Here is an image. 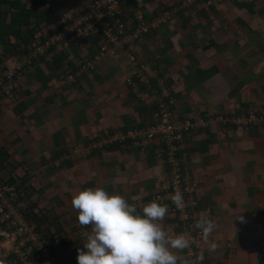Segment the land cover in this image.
<instances>
[{"label":"crops","instance_id":"obj_1","mask_svg":"<svg viewBox=\"0 0 264 264\" xmlns=\"http://www.w3.org/2000/svg\"><path fill=\"white\" fill-rule=\"evenodd\" d=\"M66 1L72 8L82 0ZM6 8L0 6V21ZM166 11L171 19L132 45L147 82L125 54L98 56L94 42L84 40L59 47L47 62L52 66L34 59L16 91L0 95V178L27 186L46 220L42 228L61 232L68 247L60 246L56 260L68 256L66 264L74 263L90 231L71 205L79 191L102 186L138 211L152 202L167 173L160 141L110 148L101 141L154 122L166 88L178 125L202 119L206 125L181 143L197 186L195 220L186 223L168 207L163 227L193 235L196 221L207 216L215 227L202 243L206 264H264V127L230 122L264 115V0H222L211 7L137 0L125 6V19L140 12L155 20ZM17 51L0 46L1 70L23 58ZM77 58L95 60L96 68L68 88L61 78ZM176 254L192 260L189 249Z\"/></svg>","mask_w":264,"mask_h":264},{"label":"built area","instance_id":"obj_2","mask_svg":"<svg viewBox=\"0 0 264 264\" xmlns=\"http://www.w3.org/2000/svg\"><path fill=\"white\" fill-rule=\"evenodd\" d=\"M222 0H185V5L193 7L202 4L206 7L217 5ZM124 2L120 0H87L79 6L72 7L60 19L45 27L38 34L43 38L30 56L13 58L12 68L0 70V95L16 91L18 81L25 69L31 66L34 59L44 58L51 61L59 47L79 45L82 41H93L98 50V56L116 55L122 52L137 66L135 74L143 82H147L144 67H138L137 57L132 45L140 41L156 28L158 24L171 19V11H166L155 20H149L144 14L136 12L133 20L125 19ZM74 68L67 70L61 78L62 84L68 88L77 86L87 74L92 73L96 66L95 60L77 58ZM158 109L154 122L132 130L125 134H108L102 139V147H117L133 141L135 143H161V155L167 166V173L161 180L159 191L152 201L167 205L172 215L179 216L186 223L194 221L192 210L198 207L196 196L197 186L188 173V157L182 152L181 143L185 136H191L194 131L206 125L202 119L199 122L186 121L178 125L172 111L173 99L168 89H161ZM230 122L252 127H264V115L251 113L249 116L230 120ZM179 191L183 195L184 207L177 208L172 203V196ZM16 185L0 182V259L6 264H55L50 248L46 245L39 227L26 216L30 204L28 198H22ZM194 219V220H193ZM87 227V226H83ZM196 243L192 244V260L202 254L204 238L201 230L196 229L192 235ZM202 252V253H201ZM197 264H206L205 255Z\"/></svg>","mask_w":264,"mask_h":264},{"label":"clouds","instance_id":"obj_3","mask_svg":"<svg viewBox=\"0 0 264 264\" xmlns=\"http://www.w3.org/2000/svg\"><path fill=\"white\" fill-rule=\"evenodd\" d=\"M177 208L184 207L183 195L172 196ZM81 226H90L84 236L86 242L77 249V264H197L176 254L196 243L190 232L169 234L162 225L168 206L156 201L137 210L121 195L109 194L102 186L79 191L71 201ZM194 227L207 237L215 225L207 216L196 221ZM214 248L215 245H210ZM173 250H176L175 252ZM0 264H6L0 259Z\"/></svg>","mask_w":264,"mask_h":264},{"label":"trees","instance_id":"obj_4","mask_svg":"<svg viewBox=\"0 0 264 264\" xmlns=\"http://www.w3.org/2000/svg\"><path fill=\"white\" fill-rule=\"evenodd\" d=\"M84 1L87 0H82L81 3ZM120 1L124 2L126 5H128L129 3L131 4L132 2H135L136 4L137 2V0ZM3 4H5L7 8L3 12V20L0 21V46L5 47L7 50L8 48H11L15 45L16 48H20V52H17H19L22 57L31 54L36 45L39 44L38 42H36L40 39L38 37V34L42 32L45 27L50 25L51 22L60 19L61 16L71 8L69 6V2H67L66 0H61V3H59V5L56 4L53 0H0V6H2ZM147 18L149 20H152V18ZM12 38L16 42L11 44L10 39ZM42 39L43 38H41V40ZM35 62L38 61H33L32 65H34ZM39 62L46 63L47 65L50 64L47 63L48 61H46L44 58L39 59ZM56 64L57 63H55L54 65ZM55 68L62 69L63 67H57L56 65ZM0 182L6 183L7 185H12L9 181H4L2 178H0ZM17 187L21 191L20 194L22 198L27 197L30 201V204L25 211L27 218L34 223L36 222L35 224L42 232L46 245L51 250L52 257L56 259V256L61 250L59 249L60 246H62L63 249L68 247L63 241L64 239L61 236V232L56 228H53L52 226L47 230L42 228V225L46 223V220L41 218L37 213L38 206L31 198L29 188L22 185H18ZM69 251L71 257H74L75 251ZM70 259L72 258L67 256L62 261L56 260L55 264H66L65 261H71ZM71 264H77V262L75 261L73 263L72 260Z\"/></svg>","mask_w":264,"mask_h":264},{"label":"rangeland","instance_id":"obj_5","mask_svg":"<svg viewBox=\"0 0 264 264\" xmlns=\"http://www.w3.org/2000/svg\"><path fill=\"white\" fill-rule=\"evenodd\" d=\"M7 67H10L9 65Z\"/></svg>","mask_w":264,"mask_h":264}]
</instances>
